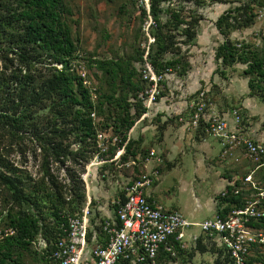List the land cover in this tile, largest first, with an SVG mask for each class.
Masks as SVG:
<instances>
[{
	"label": "trees",
	"instance_id": "1",
	"mask_svg": "<svg viewBox=\"0 0 264 264\" xmlns=\"http://www.w3.org/2000/svg\"><path fill=\"white\" fill-rule=\"evenodd\" d=\"M135 4L137 7L136 0ZM202 5L201 0H153L152 16L157 27L148 62L158 75L177 71L178 76H183L189 71V51L195 45L201 19L196 9ZM263 8L264 0H237L218 18L216 25L224 42L216 50V60L224 69L222 76L226 69L244 65L249 96L264 101V35L261 45L232 39L235 31L252 27ZM138 11L144 19L143 12ZM70 15L65 0H0V222L5 215L6 227L16 231L0 241V264H20L23 252H31L40 239L46 247L39 253L47 264H54L48 256L66 237L68 216L79 215L86 204L80 173L98 153L99 132L111 129L114 136L110 141L119 140L107 154L113 158L136 122L148 112L141 98L149 89L141 72L145 63L143 50L138 49L130 59L90 60L105 76L108 86L95 100L73 69L78 47ZM95 113L103 118L98 123L92 117ZM28 136L39 145L43 158L37 179L15 166L6 155ZM141 149L138 141L129 139L119 163L134 160L137 166L145 156ZM51 164H58L59 169L66 167V176L59 178L51 171ZM250 174L258 189L250 193L264 190L255 180L258 175L264 180V165L258 168L256 164L236 187L242 186ZM233 191L228 188L227 196H220L218 214L222 217L243 209L249 201L247 192L235 195ZM123 201L122 196L120 202ZM250 227L264 231V220ZM90 237L91 234L88 240ZM170 244L175 243L171 240ZM192 250L215 255L214 264H235L225 245H218L207 234L198 238ZM179 251L177 257H172L163 247L158 261L170 264L187 253ZM246 264H264V248L253 247Z\"/></svg>",
	"mask_w": 264,
	"mask_h": 264
},
{
	"label": "built area",
	"instance_id": "2",
	"mask_svg": "<svg viewBox=\"0 0 264 264\" xmlns=\"http://www.w3.org/2000/svg\"><path fill=\"white\" fill-rule=\"evenodd\" d=\"M136 1L138 9L144 14L143 31L147 39L143 46L145 63L141 72L143 79L149 84V89L145 92L146 97L141 96V98L149 111L163 91L166 75H158L148 62L150 48L155 44L152 31L157 27L152 16L153 0ZM83 78V84L90 88L85 75ZM189 109V127L192 130L203 128L207 134L216 138L221 144L222 158H232L241 151L246 159L256 164L258 168L264 165V144L255 142L242 132L244 120L239 110L232 109L227 115L234 124L231 130L226 118L207 110L204 92L191 100ZM107 136L106 133H99L97 136L101 150H105ZM118 141L117 138L113 139L114 144ZM128 141L129 138L111 159V162L116 163L119 168L130 169L136 165L134 160L122 165L119 163ZM152 158H155L158 163L163 162L161 156L154 150L148 153L145 160L149 161ZM102 163L105 161L89 164L81 175L85 184L87 201L79 215L68 216L64 227L66 237L57 242L56 248L48 256L54 264H161L158 261L161 248L164 247L172 257H177L179 250L187 248L184 241L185 232L197 226L201 228V234L218 235L222 244L229 250L235 264H246L247 256L253 247L264 248V231L250 227L251 223L264 220V204L262 203L264 190H260L257 194L250 193L257 189L252 174L244 179L241 187L233 191L235 195L247 192L249 201L243 209L234 210L227 217L216 214L213 218L195 224L190 223L180 212L166 210L148 200L146 191L154 183V177L159 174V170L155 169L152 173H140L125 184L124 201L120 202L122 199L120 198L119 201L114 202L116 207L114 217L104 220L101 224V230L105 235L104 242L97 244L88 252V235L93 210L90 181L94 175L93 168ZM99 178L104 180L105 176ZM247 184L250 187L245 189ZM227 194L228 192H223L222 197ZM15 233L13 228L0 229V241H4ZM198 238L200 236H190L193 243H196ZM171 240L179 246V250L175 244H170ZM41 241L46 247L45 241L40 239L39 243Z\"/></svg>",
	"mask_w": 264,
	"mask_h": 264
},
{
	"label": "crops",
	"instance_id": "3",
	"mask_svg": "<svg viewBox=\"0 0 264 264\" xmlns=\"http://www.w3.org/2000/svg\"><path fill=\"white\" fill-rule=\"evenodd\" d=\"M188 6L193 8L192 3H189ZM200 9V7L196 9L198 14ZM216 23L217 21L215 22V30L219 32ZM198 28L200 27H197L195 45L189 51V71L183 76H178L176 81L175 78L173 80L170 77L166 78L161 97L151 106L147 115L136 122L128 135L129 139L138 141L142 149H147L145 156L140 158L138 165L130 168L132 175L124 176L121 180H112L109 185H106V181L97 177V172L94 171L93 178L90 181L93 210L90 219L89 234H91V237L88 240V252L97 244L104 242L105 235L101 230L102 222L114 217L116 210L114 202L122 198L125 184L140 173H152L155 169H158L159 174L154 177V183L146 191L148 200L166 210L180 212L190 223L195 224H198L195 221L198 214H202V218L203 215L205 216L204 221L218 214L222 193L228 192V188L233 190L237 188L238 177L229 175L227 171H230L237 164L240 165L246 159L241 155V151H238L232 158H222L221 144L216 138L207 134L203 128L192 130L189 127L190 96L194 95L196 97L202 91L207 93V96H211L213 101L211 112H218L219 115L226 118L231 130L234 128V124L227 115L232 109H237L239 112L242 109L246 110L251 119L242 124V132L255 142L264 144V131L261 130L259 124L260 114L253 113L248 104V101H251L252 104L257 103L256 97L249 96L248 84H246L247 89L243 94L244 100L240 103L242 107L237 108L234 105L230 109L222 108L220 104L224 99H228L230 102L233 101L234 104L239 103L235 90L229 88V85L232 84V76L226 77V69L225 76H223L226 82L219 85L220 80H217V78H220L219 76L216 77V80H213L216 68L212 70L207 81V78L201 77V70L199 68L196 70L192 66L190 58L193 48L197 46ZM217 63L218 68L216 71L220 74L224 69L220 68L219 62ZM202 82L205 83L204 86ZM213 85L220 87L222 96L216 95L212 91ZM173 89L177 90L175 95H163V92ZM157 117L162 120L158 123L162 126V129H158L156 123L150 124L151 121L148 120ZM152 150L161 156L162 163H158L155 158L149 161L145 160ZM238 156L240 157L239 161ZM178 167L180 170L183 168L185 172L180 173L177 170ZM249 187V184L245 185V189ZM190 198L195 202V207L192 210H190L188 204ZM192 235L201 237L203 234L201 232L193 233L192 231L188 233L187 252L196 246V243L190 240ZM210 237L214 238L218 245H221V238L218 235ZM204 240L208 241L209 238L207 239L205 236ZM198 255L202 254L199 253ZM179 259L180 257L170 264H180ZM210 262L212 264V258Z\"/></svg>",
	"mask_w": 264,
	"mask_h": 264
},
{
	"label": "rangeland",
	"instance_id": "4",
	"mask_svg": "<svg viewBox=\"0 0 264 264\" xmlns=\"http://www.w3.org/2000/svg\"><path fill=\"white\" fill-rule=\"evenodd\" d=\"M67 5L71 10V15L68 17L70 20V25L72 28L73 39L76 42L78 47V52L76 54V59L72 61L73 69L75 68L77 74L83 80V75L86 76V79L90 84V90L92 92L93 99L97 100L101 91L108 89V86L105 84V76L102 72L98 71L96 67L90 64V60H111L113 58L125 57L130 59L133 56H136L137 50H143L144 44L146 43V34L143 31V19L139 14V11L136 7L135 0H65ZM196 1V0H194ZM203 5L200 7L199 15V37L197 41V46L192 50V56L190 61L192 66L197 70H201V77L209 80L212 70H214L213 80H216V77L219 81V85H223L226 82V79L221 76L218 71V63L215 60L216 50L223 43L224 37L215 30V22L219 16L235 6L237 0H201ZM155 30V29H154ZM152 31V33L154 32ZM154 35V34H153ZM264 35V8L258 11V16L256 18V23L247 29L235 31L232 35L234 40H246L249 43L256 45H261L262 37ZM153 46V45H152ZM138 67L140 65L136 64ZM246 67L241 64H236L231 68L227 69V75L232 76V84L229 85L230 89L235 90L239 103L234 104L233 101L224 99L220 104L222 108L230 109L234 105L239 108L241 101L244 100V92L246 91V84H248V78L243 74V71ZM170 77L177 80L178 73L177 71H172L166 74V78ZM203 86L205 85L202 82ZM204 89V88H203ZM212 91L216 95H221L222 91L218 85H213ZM177 90L173 89L171 91L167 90L163 92V95L176 94ZM204 92V91H202ZM205 93V92H204ZM199 95V94H198ZM194 95L190 96L189 101L194 100L198 97ZM222 96V95H221ZM205 98L207 101V110L212 111V98L207 96L205 93ZM191 99V100H190ZM256 104H252L251 101H248L251 110L253 113H259L260 115V128L264 131V101L256 97ZM188 102V101H187ZM254 102V101H252ZM218 113V112H217ZM243 116V123H246L247 120H250L246 110L240 111ZM94 121L96 123L100 122L103 118L96 113L94 114ZM255 119V118H253ZM150 120V124H157L158 129H162V126L158 123L162 122L161 119L153 118ZM100 133V132H99ZM101 133H106L107 140L105 143V150H101L97 144L98 153L96 156L86 165L88 166L91 163H98L105 161L102 165H97L94 167V171L97 172L96 176H105L104 180L106 185H109L112 180H121L122 177L132 175L131 169L119 168L115 163L111 162V156H107L109 153L110 147L114 145L113 141H110V137L114 136L111 129L107 131H101ZM118 137V136H117ZM119 142V141H118ZM117 142V143H118ZM98 143V141H97ZM12 150L6 154L14 163L15 166L25 170L33 179L40 177V170L42 168L43 158H41V150L36 141L29 140V136L26 137L23 141H20V145L17 147L11 148ZM143 153L146 154L147 149H141ZM244 159L243 152L241 153ZM238 161L240 157L238 156ZM243 159V160H244ZM242 161V160H241ZM70 164V163H68ZM85 166V167H86ZM58 164H51V171L56 173L59 178H64L66 176V167L61 169L58 168ZM72 167V166H70ZM84 167V168H85ZM254 168V163H251L248 159L242 161L240 165H235L230 171H227L231 176H237L240 180L248 171H251ZM80 168L77 167V170ZM180 173H184L185 170L178 167ZM84 172L80 173V177ZM136 173V170H135ZM255 180L259 182L260 187H264V180L261 179V176L255 177ZM241 182V180L239 181ZM69 184V181L65 182ZM241 187V186H239ZM187 198H189L187 196ZM190 210L194 209L195 202L190 198L188 202ZM5 215L1 218L0 229H7L5 223ZM205 216L198 214L195 217V221L202 223ZM199 233L201 232L200 227H192L185 232L184 241H188V233ZM38 248V251L37 249ZM44 243L41 241L31 249V252H23L22 257H20V264H47L43 259V256L39 253L40 250H43ZM199 253L191 250L185 254V256H180V264H212L214 260V255L205 253L198 255ZM215 261V260H214Z\"/></svg>",
	"mask_w": 264,
	"mask_h": 264
}]
</instances>
